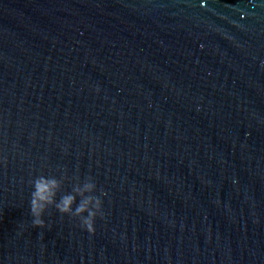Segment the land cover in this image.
<instances>
[{"label":"water","instance_id":"1","mask_svg":"<svg viewBox=\"0 0 264 264\" xmlns=\"http://www.w3.org/2000/svg\"><path fill=\"white\" fill-rule=\"evenodd\" d=\"M5 158L0 264H264V0H0Z\"/></svg>","mask_w":264,"mask_h":264},{"label":"clouds","instance_id":"2","mask_svg":"<svg viewBox=\"0 0 264 264\" xmlns=\"http://www.w3.org/2000/svg\"><path fill=\"white\" fill-rule=\"evenodd\" d=\"M0 163L7 164L6 158ZM33 191L30 199V214L32 216L33 227H46L43 215L49 206H54L59 213L67 214L73 217H79L81 226L88 233L95 232V220L97 216L103 217V201L95 195H84V193H93L96 190V184L91 176L87 177L85 182L77 185L73 191L82 196L77 203L76 196L68 193L56 200L57 191L61 186V180L55 176L40 175L32 181ZM101 195H104L102 192ZM76 205L73 209V205ZM87 213V215H85Z\"/></svg>","mask_w":264,"mask_h":264}]
</instances>
